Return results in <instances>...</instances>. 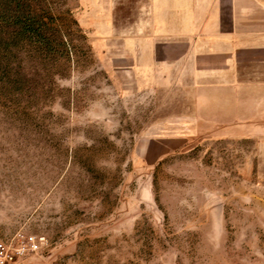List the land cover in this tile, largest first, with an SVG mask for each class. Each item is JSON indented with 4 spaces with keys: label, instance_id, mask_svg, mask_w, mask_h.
I'll return each instance as SVG.
<instances>
[{
    "label": "rangeland",
    "instance_id": "374dc122",
    "mask_svg": "<svg viewBox=\"0 0 264 264\" xmlns=\"http://www.w3.org/2000/svg\"><path fill=\"white\" fill-rule=\"evenodd\" d=\"M12 5L0 0V236L48 239L14 264H264V142L213 123L185 138L193 92L138 93L97 54L78 0Z\"/></svg>",
    "mask_w": 264,
    "mask_h": 264
},
{
    "label": "crops",
    "instance_id": "0c3cea01",
    "mask_svg": "<svg viewBox=\"0 0 264 264\" xmlns=\"http://www.w3.org/2000/svg\"><path fill=\"white\" fill-rule=\"evenodd\" d=\"M74 8L103 43L97 54L138 93L193 92L199 108L185 118V138L213 123L264 142V0H78Z\"/></svg>",
    "mask_w": 264,
    "mask_h": 264
},
{
    "label": "built area",
    "instance_id": "2783aa9c",
    "mask_svg": "<svg viewBox=\"0 0 264 264\" xmlns=\"http://www.w3.org/2000/svg\"><path fill=\"white\" fill-rule=\"evenodd\" d=\"M48 245L44 235L18 231L9 238L0 236V264H14L30 255L39 254Z\"/></svg>",
    "mask_w": 264,
    "mask_h": 264
},
{
    "label": "trees",
    "instance_id": "16d2710c",
    "mask_svg": "<svg viewBox=\"0 0 264 264\" xmlns=\"http://www.w3.org/2000/svg\"><path fill=\"white\" fill-rule=\"evenodd\" d=\"M14 3H15V6H14ZM12 6H14L15 8H16V10L18 11V12H20L21 14H22V6H21V0H12ZM9 9H10V7H8V8H4V11L6 12H8L9 11ZM37 25L35 24V23H33L32 25H25L24 27H23V30L25 31V32H27V33H30V34H38V33H40L41 34V32H43V30H44V27H48V25L47 24H45V23H41V24H39L38 25V28L36 27Z\"/></svg>",
    "mask_w": 264,
    "mask_h": 264
}]
</instances>
